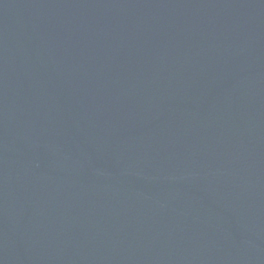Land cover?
Wrapping results in <instances>:
<instances>
[{
    "label": "water",
    "instance_id": "95a60500",
    "mask_svg": "<svg viewBox=\"0 0 264 264\" xmlns=\"http://www.w3.org/2000/svg\"><path fill=\"white\" fill-rule=\"evenodd\" d=\"M0 264H264V0H0Z\"/></svg>",
    "mask_w": 264,
    "mask_h": 264
}]
</instances>
